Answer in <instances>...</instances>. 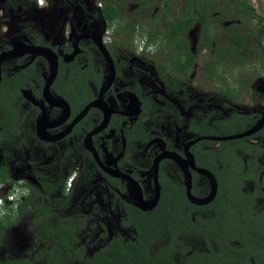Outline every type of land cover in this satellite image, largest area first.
I'll return each mask as SVG.
<instances>
[{
  "label": "flooded vegetation",
  "instance_id": "flooded-vegetation-1",
  "mask_svg": "<svg viewBox=\"0 0 264 264\" xmlns=\"http://www.w3.org/2000/svg\"><path fill=\"white\" fill-rule=\"evenodd\" d=\"M262 19L249 0H0V196L34 232L20 257L90 264L145 226L150 258L264 264ZM145 36L158 47L137 55Z\"/></svg>",
  "mask_w": 264,
  "mask_h": 264
},
{
  "label": "trees",
  "instance_id": "trees-1",
  "mask_svg": "<svg viewBox=\"0 0 264 264\" xmlns=\"http://www.w3.org/2000/svg\"><path fill=\"white\" fill-rule=\"evenodd\" d=\"M243 3L247 5L246 2L243 1ZM262 29L264 30V25L262 26ZM5 210L6 214L0 216V244L3 242L5 231L10 226L14 225L21 217V215H23V205L19 206L17 211H15L16 209L13 210V206L7 205L5 206ZM166 214L167 215H164L162 218H154L153 220H151L150 226L153 228V231L163 232L168 230L170 213L166 212ZM146 218L147 215L142 216V219L144 221L146 220ZM141 229L143 235L140 242L125 244L119 241H115L111 248L110 246L109 248H107L108 250L99 251L98 254H96L95 258L91 260L90 264H105L106 262H120V264H138L137 261L139 260V258L143 260L145 259L144 255L148 258L147 260H144V264H177L172 256V249L168 250V248L164 247L160 251L157 258H150L147 253V246L154 239L152 236L151 228L142 226ZM109 251L110 254H108ZM133 252H136L138 255L133 254ZM38 257L39 256H22L19 258L5 257L0 258V264H39L37 262ZM189 257L191 258L188 260L187 264H194V261L197 260V257H195L194 255H190ZM52 260L56 264H62L69 261V259L62 258L61 256L57 259L52 258ZM200 260L201 259H199V261ZM202 260H204L206 263L211 261L206 257H204V259Z\"/></svg>",
  "mask_w": 264,
  "mask_h": 264
},
{
  "label": "rangeland",
  "instance_id": "rangeland-1",
  "mask_svg": "<svg viewBox=\"0 0 264 264\" xmlns=\"http://www.w3.org/2000/svg\"><path fill=\"white\" fill-rule=\"evenodd\" d=\"M250 3L254 6H256L257 12L264 16V0H249ZM253 45H255V43L252 42ZM229 44L226 43L225 41H222L220 43L221 47H229ZM256 48H258L256 46ZM244 51L245 54L243 52H241V57L242 59H244V63H246V60L250 59L248 57H246L245 55H248L249 53L247 51H250L249 48H246ZM251 55V54H250ZM263 55V54H262ZM254 60V59H253ZM264 60V55H263V59ZM243 63V65H245ZM262 67L260 68H264V63L261 64ZM255 76H264L258 73H255ZM234 146L231 145H224V149H223V153H225V155H227V152H231L233 151ZM230 156H233V154H230ZM226 214L232 216L233 218L234 215H232V212H226ZM30 214L27 215H22L19 220L17 221L16 224H14L13 226H10L6 231H5V235L3 238V242L0 244V258H4V257H20L24 251L30 247L31 242L34 241V232L31 231L30 229ZM114 228V224L112 222H109V229L112 232V229Z\"/></svg>",
  "mask_w": 264,
  "mask_h": 264
},
{
  "label": "clouds",
  "instance_id": "clouds-1",
  "mask_svg": "<svg viewBox=\"0 0 264 264\" xmlns=\"http://www.w3.org/2000/svg\"><path fill=\"white\" fill-rule=\"evenodd\" d=\"M37 4L40 6V7H44L45 4H46V0H37ZM5 32L7 31V28L5 27L3 29ZM133 45L135 47V51H136V54L137 55H140L141 53H149V54H155V51L158 47V44H148L147 42V37H143V38H139V37H134L133 39ZM76 176H77V173L76 172H72L71 175H69V177L67 178V181H66V184H67V187L68 188H71L75 179H76ZM3 197V196H1ZM4 200L7 198L6 197H3ZM9 200H14L15 199V196L13 195H10L9 197ZM7 200V199H6ZM0 205H3V201L0 200ZM7 206V205H5ZM6 214V211H3V210H0V215H5Z\"/></svg>",
  "mask_w": 264,
  "mask_h": 264
},
{
  "label": "built area",
  "instance_id": "built-area-1",
  "mask_svg": "<svg viewBox=\"0 0 264 264\" xmlns=\"http://www.w3.org/2000/svg\"><path fill=\"white\" fill-rule=\"evenodd\" d=\"M10 195H13V196H14V194H9V195L7 196V198H6L7 200H9L8 197H9ZM0 200L3 201V205H0V210L6 211V210H5V205H6V203H5L4 198L0 196ZM9 201H12V200H9ZM0 216H1V215H0Z\"/></svg>",
  "mask_w": 264,
  "mask_h": 264
},
{
  "label": "water",
  "instance_id": "water-1",
  "mask_svg": "<svg viewBox=\"0 0 264 264\" xmlns=\"http://www.w3.org/2000/svg\"><path fill=\"white\" fill-rule=\"evenodd\" d=\"M251 134V132H248V133H245V134H243V135H241V136H237V137H244V136H247V135H250ZM228 139H231V138H228ZM145 209V208H144Z\"/></svg>",
  "mask_w": 264,
  "mask_h": 264
}]
</instances>
